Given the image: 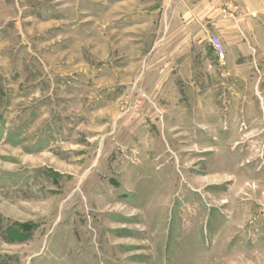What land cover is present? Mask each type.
Returning a JSON list of instances; mask_svg holds the SVG:
<instances>
[{
    "label": "rangeland",
    "instance_id": "obj_1",
    "mask_svg": "<svg viewBox=\"0 0 264 264\" xmlns=\"http://www.w3.org/2000/svg\"><path fill=\"white\" fill-rule=\"evenodd\" d=\"M157 1L0 0L3 264H264L263 54L225 79Z\"/></svg>",
    "mask_w": 264,
    "mask_h": 264
},
{
    "label": "crops",
    "instance_id": "obj_2",
    "mask_svg": "<svg viewBox=\"0 0 264 264\" xmlns=\"http://www.w3.org/2000/svg\"><path fill=\"white\" fill-rule=\"evenodd\" d=\"M155 10L166 17L177 48L203 45L215 53L209 38L217 37L225 54V79L249 78L252 49L264 57V0H158Z\"/></svg>",
    "mask_w": 264,
    "mask_h": 264
},
{
    "label": "built area",
    "instance_id": "obj_3",
    "mask_svg": "<svg viewBox=\"0 0 264 264\" xmlns=\"http://www.w3.org/2000/svg\"><path fill=\"white\" fill-rule=\"evenodd\" d=\"M209 42L216 54V56L219 58V60H223L224 59V51H223V47L221 42L219 41V39L215 36H211L209 38Z\"/></svg>",
    "mask_w": 264,
    "mask_h": 264
},
{
    "label": "trees",
    "instance_id": "obj_4",
    "mask_svg": "<svg viewBox=\"0 0 264 264\" xmlns=\"http://www.w3.org/2000/svg\"><path fill=\"white\" fill-rule=\"evenodd\" d=\"M0 264H3V262H0Z\"/></svg>",
    "mask_w": 264,
    "mask_h": 264
}]
</instances>
